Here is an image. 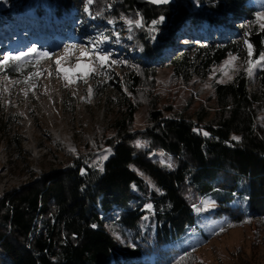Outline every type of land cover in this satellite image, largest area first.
<instances>
[{
  "label": "trees",
  "instance_id": "obj_1",
  "mask_svg": "<svg viewBox=\"0 0 264 264\" xmlns=\"http://www.w3.org/2000/svg\"><path fill=\"white\" fill-rule=\"evenodd\" d=\"M255 1L174 0L137 11L132 0H93L85 11L86 0H0V26L16 24L29 38L21 45L4 32L7 55L48 53L32 38L47 21L50 32L77 39L69 44L111 36L108 48L94 45L129 71L120 80L127 95L108 100L111 119L76 138L75 153L47 136L56 161L48 170L29 171L20 145L9 141L28 181L0 195V264H201L197 249L215 226L226 228L222 234L248 228L252 254L261 249L252 258L264 264V67L252 91L247 72L225 82L213 73L230 56L246 59L245 41L251 59L264 54L256 19L264 3ZM24 8L41 20L22 21ZM35 59L0 70V80H26ZM161 75L179 90L208 83V110L190 94L175 108L163 103ZM2 116L0 108L5 138Z\"/></svg>",
  "mask_w": 264,
  "mask_h": 264
},
{
  "label": "rangeland",
  "instance_id": "obj_2",
  "mask_svg": "<svg viewBox=\"0 0 264 264\" xmlns=\"http://www.w3.org/2000/svg\"><path fill=\"white\" fill-rule=\"evenodd\" d=\"M257 7L263 5L264 0H256L253 2ZM20 19L33 18L34 21H40V17L34 16L27 8L22 9L19 16ZM53 22V21H52ZM36 23V22H34ZM15 24V23H14ZM50 23L44 24L41 33H49ZM52 28H55L52 26ZM51 30V29H50ZM6 32L13 35L18 44L27 45L29 38L27 34L21 33L18 36L16 24L0 26V42L4 45L0 50V56H6L8 46L4 44L6 41L2 39L6 37ZM61 29H57V34L48 39L49 44H43L41 38L36 37L35 41L40 42L37 45L39 48L50 46L49 57L39 67L41 74L33 78L29 83L11 79L0 80V108L3 110V123L6 122L4 128L5 138L0 136V195L11 189L19 188L27 183V179L23 178L22 163L14 162L11 159V150L7 146L9 141L12 144H19L21 152L26 157V164L29 171L40 173L48 170L51 166L56 165L52 152H49L48 138L58 143L65 150L75 153V139L81 135L90 134L97 127H104L105 122L111 119V110L107 107L108 100L117 98L118 95H127L126 88L122 84L121 75L128 74L127 68H121L120 62L114 58L108 51L98 52L96 43L99 48L107 47L111 42V36L100 41L94 42L93 34L90 36L93 39L88 43L69 44L72 41H77L74 37L60 35ZM20 33V32H19ZM33 35V33H32ZM59 36V37H58ZM7 39V38H5ZM74 39V40H73ZM11 42V39H9ZM9 43V42H8ZM75 43V42H74ZM101 45V46H100ZM30 47V46H29ZM74 47L77 51L74 52L69 62L65 66L74 65L80 52L89 50L90 58L96 53L109 55L110 65L99 70L88 78L87 83L78 81L74 84H67L55 73L54 61L64 56V49ZM27 51V49H24ZM22 49V51H24ZM6 54V55H5ZM244 57L237 58L233 64L235 70L229 75L231 79L238 71H246L248 57V49L245 45ZM228 57L226 61L229 59ZM245 59V60H244ZM88 62V61H85ZM225 61L213 70V73H219L222 77L221 81H229L220 71L224 66ZM131 68L130 64L128 65ZM257 66L251 77L250 90H254L253 76ZM52 73L49 75V73ZM119 78H118V77ZM162 83L166 87H158V92L163 103H169L174 108L179 105L181 100L188 98L187 94L191 95L193 103L202 104L205 110H208L206 97L208 93V83H200L196 86L181 87L179 90L176 87L169 85L167 75L160 76ZM118 79V80H117ZM124 83V82H123ZM123 87V88H121ZM91 88V94H89ZM120 90V92L118 91ZM173 100V104L171 101ZM16 123V124H15ZM137 128L140 129L141 118L138 115L136 119ZM10 125V126H8ZM13 146L9 147L12 149ZM23 162L22 160H19ZM224 226H215L206 232L210 237L207 242L203 243L197 249V259L201 264H236L238 258L245 260L248 264H263L258 259L252 258L253 254H261V249L251 250V231L248 228L229 230L222 234ZM254 257V256H253Z\"/></svg>",
  "mask_w": 264,
  "mask_h": 264
},
{
  "label": "snow or ice",
  "instance_id": "obj_3",
  "mask_svg": "<svg viewBox=\"0 0 264 264\" xmlns=\"http://www.w3.org/2000/svg\"><path fill=\"white\" fill-rule=\"evenodd\" d=\"M93 0H86V7L85 11H88L87 5H91ZM151 3L154 4H167L169 3V0H150ZM257 21L260 22V28L261 30H264V14H260L256 17ZM164 20V17L161 16L158 20H155L152 22V28L151 31H155V26L157 24L162 23ZM111 22V21H110ZM129 25L133 23V21H126ZM135 25L137 27H142V23L140 20L135 21ZM131 30V29H130ZM247 35V33H245ZM155 37L153 36V39ZM245 44L248 49V57L249 60L247 61V74L249 76L252 75L253 70L257 66L264 67V54H262L259 59L253 60L251 59L253 56V49L252 45L249 44L247 41H245ZM77 51L74 47H67L64 49V56L57 58L54 61L55 64V73L56 75L61 78L63 81H65L67 84H74L78 81H82L84 83H87L88 78L98 74L99 70L102 68H105L110 65V57L109 55L96 53L94 57L90 58L89 56V50L85 49L80 52L79 57L77 58V62L74 65L71 66H65L74 52ZM30 57H35L34 60V66L37 68V71L33 72L28 78L24 81V83H29L33 78L39 76L41 72L39 71V64L43 59H50L49 54L47 52H38L35 48H30L26 52H20L16 55H6L0 58V70H4L8 68L9 66H16L20 65L22 61L27 60ZM237 57L230 56V58L225 61L224 66L220 69V71L223 73L225 77L228 79H231V76L229 73L233 70V64ZM88 61V62H85ZM52 73L50 72L49 75ZM223 82V81H220ZM89 94H91V88H89ZM204 135H207V133H204ZM234 140H238L237 137H233ZM108 150H106L107 152ZM107 155H104L102 157V160H106ZM103 168L101 167V171ZM83 174V173H82ZM211 206V205H209ZM149 209L151 206H148Z\"/></svg>",
  "mask_w": 264,
  "mask_h": 264
},
{
  "label": "water",
  "instance_id": "obj_4",
  "mask_svg": "<svg viewBox=\"0 0 264 264\" xmlns=\"http://www.w3.org/2000/svg\"><path fill=\"white\" fill-rule=\"evenodd\" d=\"M133 8L137 11H140L143 7L151 6L154 8H164L167 6L175 5L174 0H169V3L167 4H154L151 3L150 0H132Z\"/></svg>",
  "mask_w": 264,
  "mask_h": 264
}]
</instances>
